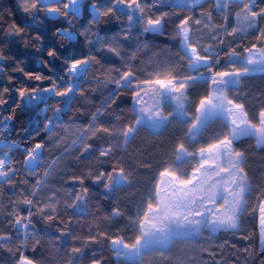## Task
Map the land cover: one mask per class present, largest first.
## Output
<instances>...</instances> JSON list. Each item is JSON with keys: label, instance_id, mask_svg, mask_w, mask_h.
I'll return each instance as SVG.
<instances>
[{"label": "snow or ice", "instance_id": "6c2138e0", "mask_svg": "<svg viewBox=\"0 0 264 264\" xmlns=\"http://www.w3.org/2000/svg\"><path fill=\"white\" fill-rule=\"evenodd\" d=\"M15 7L20 20L0 11V76L10 59L5 46L22 42L46 56L39 72L19 62L14 71L24 79L9 75L0 88V109L12 107L0 111L7 254L0 264H105L93 245L106 246L112 264H264V167L259 176L247 167L257 150L264 159V91L252 97L246 84L264 78V0H15ZM114 19L119 30L101 35L99 26ZM49 21L66 27L46 46ZM150 36L165 37L164 46ZM78 98L90 104L77 108L84 119L65 120ZM23 107L42 113L43 125L29 133L41 138L21 149L7 133ZM169 127L147 150L154 163L145 157L137 165L146 150L130 145L140 132ZM133 187L134 203L122 207L120 193ZM245 214L259 221L258 252L213 242L217 233L249 240L240 231Z\"/></svg>", "mask_w": 264, "mask_h": 264}, {"label": "trees", "instance_id": "16d2710c", "mask_svg": "<svg viewBox=\"0 0 264 264\" xmlns=\"http://www.w3.org/2000/svg\"><path fill=\"white\" fill-rule=\"evenodd\" d=\"M0 11H11L13 12L12 17H7L8 20L16 19L20 20L22 19L19 12L16 10L15 7V0H0ZM126 19V18H124ZM76 23L79 25L81 23H86V20L83 18L79 21H76ZM120 22L117 20H113L110 24H101L99 26L100 28V34L104 35L106 32L108 35L114 34L119 30ZM58 27H66V25L63 24L62 21H49L48 24L45 26L46 31V40L45 45H49L50 42L54 41V37L52 36V33L55 31V28ZM149 40L155 44L157 47H163L165 42V37H149ZM135 45H133L134 47ZM4 51L7 53V56L10 58L5 61L7 64V67L5 68L2 76H0V88L8 85V77L9 75H12L17 80H23V74L21 72L14 71L15 67L19 62H23V66L26 71H40V66L37 63L39 59H41L43 56H46V51L43 53H36L34 48H25L23 46V43L20 42L16 45H10L5 46ZM86 51V49H85ZM47 72V69L44 70ZM247 89L251 93V96L254 97L259 94V92L264 91V78H262L260 75L252 76L248 81H246ZM19 86V85H17ZM97 99L96 103L99 101V93L95 94ZM92 94H90L91 98ZM18 99V97L15 96V94H12V97L9 101L10 104H14V102ZM123 99H128L127 97H124ZM248 99L249 103H253L254 101L251 98ZM119 102V101H118ZM51 104V102H50ZM83 106L84 108L90 107V104L87 101H84L82 99H77L72 102L71 110L66 113L64 116V119L66 120L68 117H76L79 120L84 119L83 116L77 112V108ZM123 108H127V104L121 105ZM41 108H43V105H40ZM0 111L3 112V116H7L9 114H12V107H7L5 109H0ZM48 115H51V112L48 113ZM2 118V117H0ZM39 122L40 126L43 125V119H42V113H38L36 109H30L27 107L23 108H17L14 114V119L9 122V127L11 129L10 132L7 133V136L9 139L17 141L21 145V149L25 144L31 145L35 142H37L41 137L37 136L35 139H32L29 133L33 128H35L36 123ZM86 122V121H85ZM25 129H28L29 131L26 132ZM172 131V128L169 127L167 129H164L159 134L154 136H148L143 131L140 132L139 137L133 142L132 145H130V151H135L136 149H145L144 156L138 155L137 159V165H139L140 160L144 159L145 157L154 163L152 160V155L148 149H150L151 145L154 143H159L164 141L168 136L170 135ZM34 135V133H32ZM41 136H43V133H41ZM21 137H24V139H21ZM246 147V145H245ZM22 151V150H21ZM22 154L24 155L23 151ZM20 160V159H19ZM247 167L249 170L259 176L260 170L262 167H264V159H262V154L260 150H257L255 153H252L249 157ZM141 173H145V175L142 176V179L147 180L146 172L147 170L140 168L139 169ZM99 191V190H97ZM136 189L128 188L123 190L120 195L124 198V204H122V207H124L125 204H133L134 200L130 201L128 198L132 197L135 193ZM99 199V197L97 198ZM138 199V196L136 197ZM99 202L108 208L110 211L111 209V203L107 200H99ZM5 203H7V193H5ZM96 201H93V204H95ZM77 229L79 228V225H76ZM114 231V229H113ZM240 231L249 236V240H241L239 239L240 233H237L233 235L232 233H217L213 237V242L216 244L222 243L223 240L227 239L232 243H236L240 247H251L255 249L256 252L259 251V221L256 218L249 217L247 214L242 218L241 222V229ZM71 243V242H69ZM93 248L97 250L98 256L103 255L105 259V264H112L110 259V254L107 251L106 246L101 247L99 245H93ZM182 247V246H178ZM6 253L0 252V257H6ZM205 259H210L205 256ZM81 264H90L89 259H85L81 262ZM249 264H253V262H249ZM254 264H259V261H255Z\"/></svg>", "mask_w": 264, "mask_h": 264}, {"label": "rangeland", "instance_id": "374dc122", "mask_svg": "<svg viewBox=\"0 0 264 264\" xmlns=\"http://www.w3.org/2000/svg\"><path fill=\"white\" fill-rule=\"evenodd\" d=\"M22 156H23L22 151H15V152L13 153V159H14V160L22 159Z\"/></svg>", "mask_w": 264, "mask_h": 264}]
</instances>
